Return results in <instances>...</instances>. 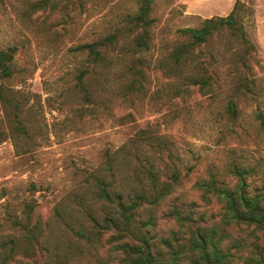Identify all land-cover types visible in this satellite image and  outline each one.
Wrapping results in <instances>:
<instances>
[{"label":"rangeland","instance_id":"1","mask_svg":"<svg viewBox=\"0 0 264 264\" xmlns=\"http://www.w3.org/2000/svg\"><path fill=\"white\" fill-rule=\"evenodd\" d=\"M230 13L240 32L215 28L188 64L209 67L211 90L173 80L165 62L190 40L181 31ZM259 114L264 0H0V264H124L107 227L123 225L122 209L97 182L124 205L134 187L151 200L150 169L174 191L159 205L142 202L131 229L161 257L186 246L192 229L213 227L209 251L264 264V226L227 223L226 202L196 187L212 175L233 187L236 165L255 168L251 190L264 192ZM174 233L177 242L162 244Z\"/></svg>","mask_w":264,"mask_h":264},{"label":"trees","instance_id":"2","mask_svg":"<svg viewBox=\"0 0 264 264\" xmlns=\"http://www.w3.org/2000/svg\"><path fill=\"white\" fill-rule=\"evenodd\" d=\"M236 7V5H235ZM235 9V8H234ZM234 15L232 13L225 18L209 19L205 22L202 28L199 29H187L182 30L184 34L190 36V40L187 43L177 45L170 54L169 60L165 62V66L172 75V79H184L192 83L196 88H199L201 92L207 93L211 90L214 75L212 71L206 65L199 64L198 66H192V69L188 64L191 62V54L205 43L212 30L217 27L228 25L233 31L240 32V28L235 25ZM84 47L90 48V53L94 55V61L98 63L101 61V52L94 48V45H86ZM242 86L249 90L250 83L247 78H244ZM80 89L86 92L83 83L80 84ZM227 110L233 120L237 118L238 109L234 100H230L227 105ZM260 115V114H259ZM261 120V127L264 128L263 116H259ZM232 173L237 178V182L233 187L218 184L215 176H211L208 180H201L196 183V187L206 194H213L217 198L226 202L228 208L225 214L227 223L234 224H247L264 226V192L262 190H251V184L249 183V177L253 176L255 168H242L232 165ZM149 180V187L152 192L150 197H146L145 188H132L134 199L129 200L128 205L122 203L123 194H117V201L112 199L111 193L106 188L105 184L97 182L99 188L100 197L108 201L109 203L118 202L121 206V216L123 219V225L115 223L112 219H108V226L111 225L116 228L119 234L118 243L114 249L121 251L123 254L122 262L124 264H228L227 260L229 255L225 252L215 251L213 248L209 251V247L214 246L215 242L213 236L215 234V228L210 227H197L192 229L190 238L187 245H177L180 249L172 253V257L165 259L161 257L157 247L152 241L145 237L135 233L131 229L132 218L135 210L141 205L142 202L148 201L150 206L159 205L167 197H169L174 187L172 184L165 182L159 183L157 175L153 169H150L147 173ZM180 173L176 170L172 172V179L174 184L178 183ZM138 186V185H137ZM173 217L178 221H183L177 213H172ZM154 219L151 218L148 222V226H154ZM177 242L178 237L174 233L171 239L165 240L162 244H168L171 246L172 242ZM187 247L188 256H182V248ZM188 258V262L183 263L184 259ZM4 264H7L4 261Z\"/></svg>","mask_w":264,"mask_h":264}]
</instances>
